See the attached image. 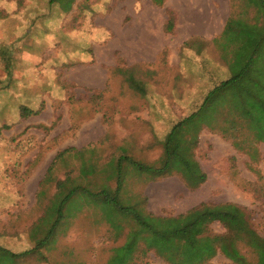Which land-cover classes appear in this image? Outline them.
Instances as JSON below:
<instances>
[{
	"label": "rangeland",
	"instance_id": "obj_1",
	"mask_svg": "<svg viewBox=\"0 0 264 264\" xmlns=\"http://www.w3.org/2000/svg\"><path fill=\"white\" fill-rule=\"evenodd\" d=\"M27 1L20 0V7H27L36 23L32 40L20 33L19 49L31 46L38 62L28 68L21 58L17 84L11 81L8 90L0 91V247L21 254L32 250L16 264H123L121 251L113 249L132 237L136 223L131 214L143 218L150 213L146 223L169 235L174 227L169 219L185 217L201 204L239 205L264 237V127L260 134L249 114L236 107L234 95L208 104L219 109L210 119L193 121L200 125L195 159L207 176L199 187H188L178 174L151 179L130 162L133 158L160 167L165 132L195 113L213 88L231 78L233 66L244 65L245 56L236 58L239 50L232 48L241 39L223 32L235 13L247 11L244 0H164L161 5L153 0ZM260 19L264 21L261 14ZM129 25L147 38L150 50L134 49L126 38L123 43L111 39L113 29L127 36ZM210 26L217 35L213 41L205 40ZM59 31L73 36L56 47L82 52L76 58L85 54L90 66L102 65L99 88L53 85L48 75L52 69L42 60L58 43L52 38ZM5 39L0 34V59L7 52ZM262 39L259 34L260 43ZM258 58L245 82L251 78L264 84L259 81H264L259 66L264 60ZM140 59L144 62L128 65ZM78 69H69L68 77L78 80ZM6 74L0 64L1 84ZM238 91L242 97V87ZM23 109L30 114L24 116ZM146 112H166V129L159 131L155 121L139 127L134 119L116 118ZM47 176L52 178L48 182ZM66 178L73 198L62 209L63 201L56 197L43 219L57 182ZM117 183H123L120 198L112 190ZM56 216L61 221L45 241ZM227 233L219 222L203 221L188 237H178L177 244L185 249L195 239L200 264H234L220 250ZM150 235L146 228L141 232L124 264H171L148 245ZM38 243L45 245L38 248ZM238 247L247 259L256 260L242 243ZM5 259L0 255V264Z\"/></svg>",
	"mask_w": 264,
	"mask_h": 264
},
{
	"label": "trees",
	"instance_id": "obj_2",
	"mask_svg": "<svg viewBox=\"0 0 264 264\" xmlns=\"http://www.w3.org/2000/svg\"><path fill=\"white\" fill-rule=\"evenodd\" d=\"M163 1L164 0H153L156 5H161ZM244 1L246 2V5L248 7L247 11L242 13H235L232 19H230L226 25L224 34H227V37L229 38H231L232 34H237V38L240 39L241 37L246 38L248 35L249 29H245V25L240 24L237 21L238 19L250 16L253 13H258L259 11H263L264 13V0ZM49 2L50 4H54V0H49ZM1 14L2 11L0 10V16ZM263 41L264 33L261 43ZM258 43V48L256 47L257 51L255 50V52L257 53L255 54L254 52V54L249 57L243 54L244 51L239 50L237 52L236 58L238 57L239 59L241 56H245L244 65L240 68H238L236 65L233 66L231 78L213 88L206 95V98L203 101L202 105L195 113L176 123L167 133L163 142V157L160 167L141 165L137 163V161H135V159L133 158H130V162L138 170L146 173L149 172L152 175L151 179L178 174L190 188H197L202 185L206 181L207 176L202 170L199 162L195 159L193 151L198 143L200 125H193V121L196 120L197 117L210 119L213 112L218 113L219 109L214 108L212 110V107H209L207 105H213L216 101L220 103L227 94L229 95V97L231 96V94L234 95V102L236 104V107L238 109L244 110L249 114L251 121H253L252 123L256 125L258 132L261 134L264 127V84L253 82L251 78H247L246 82L244 81L249 69L253 65H256L257 60L260 61V58H258V56L260 55L261 60H264V43ZM259 66H261L262 70H264L263 64ZM262 70L257 69L255 71L262 72ZM259 81L264 83L263 80ZM11 83V80L8 78L6 83H0V91H3L4 89L8 90V87L10 88V86H12ZM136 86L139 89L142 88L141 85ZM240 87H242V97L241 93L238 91V88ZM22 113L24 116H27L30 114V111L23 109ZM204 123L207 124L208 121L206 120L204 121ZM210 124L211 123H209V127H211ZM63 155L64 153L59 154L56 157L57 160L60 159ZM57 160H55L53 164H55ZM116 167L117 173L120 175V169H122L123 167L120 158L116 164ZM51 172L52 166L49 169V174ZM68 178H66L64 181L57 182L56 193L54 197L49 201L43 219L46 217L49 210L52 209L53 205L51 201L57 199L56 197H61V200L63 201L62 209L73 198L72 195L68 194L69 190L72 188L71 186H69L70 181H68ZM51 179L52 178L50 176H47L45 180L48 182ZM95 183L98 184L97 181H95ZM122 185L123 183H117L116 188H112L113 191H116L119 198L121 197V191L123 189ZM146 213V216H144L143 218L131 214V216H133V220L136 223V229L131 232L134 237L132 235V237H129V240L126 241L124 245L114 248L113 251L115 249L120 250L123 257L124 254H126L128 251L134 250V245H137V241L140 237L141 232L146 228V230L148 229V231L151 233L150 237L147 239V241L149 242L148 245L152 248L154 247V249L161 256H164L168 262H170L171 264H200L199 261L201 259V253L196 247L197 242H194L195 239L193 240V243L188 245V247L185 249H183L180 245L178 246L177 240L178 237H188L195 224L203 221H210L219 222L227 229L228 233L225 236L221 237L220 250L225 257L232 261V263L264 264V237L261 236L258 231H256L251 226L246 210L237 204H201L190 210L185 217L181 216L178 218L169 219L172 225H174L173 232L169 235L165 231H158L152 228L148 223H146V218L150 216V213ZM60 221L61 219L57 216L54 220H52V222L49 224L51 227L47 230L46 237L43 238L45 239V241ZM52 228L54 229L52 230ZM238 242L242 243L251 253L255 255V261H250L249 259H247V257L241 252L240 248L238 247ZM44 245L45 244L38 243L37 246L38 248H41ZM0 248V255L2 259L6 258L2 261H4V263L6 264H16L18 258L32 253V250L21 254L15 253L3 247ZM7 259L9 260L8 262L6 261Z\"/></svg>",
	"mask_w": 264,
	"mask_h": 264
},
{
	"label": "crops",
	"instance_id": "obj_3",
	"mask_svg": "<svg viewBox=\"0 0 264 264\" xmlns=\"http://www.w3.org/2000/svg\"><path fill=\"white\" fill-rule=\"evenodd\" d=\"M27 2H32V1L28 0ZM0 9L1 11H5L6 13L5 16L4 15L0 16V34L6 37L4 46L7 48V52L5 53V56L1 57L0 59L1 60L0 64L5 65L6 70H7L5 80H7L8 78L11 81H13V83L15 82V85H16L17 78H19L18 67L20 65L21 58H22L23 63L28 65V68H31L33 63H35L36 61L38 62V58H35L34 55L32 54L31 46H28L27 48L25 47L23 52H21V49H19L21 48V44L18 38L21 35L20 33L24 32L23 33L25 34L24 39H27V38L31 40L33 39V37H31V34L34 28L33 25L36 23L34 21L36 17H33L32 15H29V16L27 15V11H28L27 7H25L24 9H21L20 0H4L3 2H1ZM253 14L255 15L254 17L252 16V18L250 16H247V17H242L237 20L240 24L245 25L244 28L249 29L248 30L249 32L246 38L241 37L242 42L239 45H238V42H236L237 43L236 46L233 45L232 47L233 49H235V51L236 50L244 51L243 54L247 55L248 57L253 55L255 50L257 51V48H258L257 45L259 44L258 35L264 33V21L260 19V14L264 17L263 11H259L258 13H253ZM165 24H166V21H165ZM226 25L227 23L223 27L224 33L226 30ZM23 27L25 28L24 31H23L24 29ZM132 28L133 27L129 25L127 36H125L124 34L120 35V33H117V31L113 29L111 39L115 40L117 38L119 42L123 43V39L126 38L128 41V44H131L132 48L143 50V46H144V49L150 50V43L146 40L147 38L146 37L144 38L139 33L136 34L132 32L131 31ZM122 32H125V31H122ZM26 33H28V36ZM57 36H58L57 38L53 37L52 40L54 41L56 39V42L58 43H54L52 45L53 48L47 49L48 54H45L44 55L45 57L42 60V62L44 63L48 62L49 66L52 69V72H49L48 75L51 77L54 83L53 85L67 86V85L76 84L79 86L92 87L95 89L99 88V84L102 82V72L104 71L102 65L97 63L95 65L90 66L87 64L88 58L85 57L86 56L85 54H84V58H80V59L76 58L77 54L79 56H82L83 55L82 52H79V53L72 52L73 50L68 49V48H62V47L60 48L58 46L56 47V45L62 44L61 41L65 42V40H68L69 37L72 38L73 36L72 33L59 31L57 33ZM216 36L217 35L215 34L214 28L212 26L207 27V32L205 33V40L213 41L216 38ZM137 40L138 42L142 41L143 45L141 43H137L136 42ZM256 53L257 52H255V54ZM145 54L146 53L144 52H142L141 54L139 53V55L141 56ZM120 55L122 54L120 53ZM48 57H50L51 59H49ZM119 58L117 60V65H118ZM142 61H143L142 59L133 60L128 65L130 66L132 64H138V63H141ZM75 62H78L79 64H76ZM71 64H75L76 66H72L69 68V65ZM74 67L79 68L78 69V72H79L78 80L68 77V74H67L68 71L70 72L69 69H72ZM62 72H64L63 76L61 75ZM166 102L167 101H164L163 104H165ZM116 118L119 120H122L125 118L134 119L137 122H140V123H137L139 127H144V126L150 127L151 124L149 122L155 121L154 124L158 127L159 131H162V128H164L165 130L166 124H167V113L166 112L164 113L146 112V113H137V115H135V113L127 114V115L117 114ZM118 126L122 129L121 124ZM83 128L84 126H81V129H80L81 132L83 131ZM166 135L167 133L165 132V136ZM136 247L137 245H134V248H135L134 250L128 251L126 254H124V256L122 257L123 264L126 263L128 257L135 252Z\"/></svg>",
	"mask_w": 264,
	"mask_h": 264
}]
</instances>
